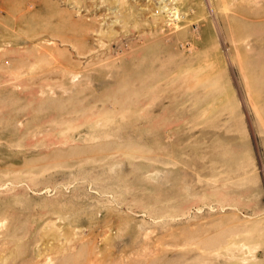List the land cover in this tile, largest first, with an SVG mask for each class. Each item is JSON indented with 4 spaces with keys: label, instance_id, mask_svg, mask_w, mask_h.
Segmentation results:
<instances>
[{
    "label": "rangeland",
    "instance_id": "rangeland-1",
    "mask_svg": "<svg viewBox=\"0 0 264 264\" xmlns=\"http://www.w3.org/2000/svg\"><path fill=\"white\" fill-rule=\"evenodd\" d=\"M0 264H264V0H0Z\"/></svg>",
    "mask_w": 264,
    "mask_h": 264
}]
</instances>
